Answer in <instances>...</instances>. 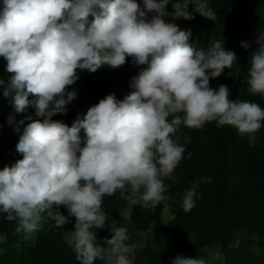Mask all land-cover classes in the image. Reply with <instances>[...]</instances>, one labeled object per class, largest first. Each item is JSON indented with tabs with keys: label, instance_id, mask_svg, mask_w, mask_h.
<instances>
[{
	"label": "clouds",
	"instance_id": "9594fccd",
	"mask_svg": "<svg viewBox=\"0 0 264 264\" xmlns=\"http://www.w3.org/2000/svg\"><path fill=\"white\" fill-rule=\"evenodd\" d=\"M169 4L170 13L165 11ZM189 5L194 13L216 19L208 0H143V6L137 0H2L0 57L11 74L7 83L0 79L3 96L11 97L15 113L31 107L43 118L25 117L32 122L23 127L16 145L23 158L0 170V212L17 222L18 232L40 231L44 214L57 229L75 218L73 229L62 235L79 264H134L137 246L128 244L126 229L108 223L104 197L120 194L128 205L122 213L126 221L133 207L167 201L164 180L186 151L173 138L181 124L195 129L211 122L229 125L255 142L264 108L230 100L228 86L216 90L209 84L233 68L236 54L219 40L194 47L190 29L181 33L164 22L194 19ZM255 43L248 91L264 96V32L256 34ZM128 58L146 67L131 78L132 91L123 99L106 95L86 114H77L70 127L52 119L67 114L66 106L77 99V90L68 86L79 80L78 69H115ZM25 119L9 115L7 123L20 132ZM201 182L211 177L193 181L184 192L185 212L196 207ZM106 225L112 238L101 245L97 230ZM6 240L0 235V243ZM170 264L205 262L177 255Z\"/></svg>",
	"mask_w": 264,
	"mask_h": 264
},
{
	"label": "rangeland",
	"instance_id": "374dc122",
	"mask_svg": "<svg viewBox=\"0 0 264 264\" xmlns=\"http://www.w3.org/2000/svg\"><path fill=\"white\" fill-rule=\"evenodd\" d=\"M231 1L229 21L220 16L210 20L194 13L193 6L189 5L188 11L195 17L187 21L186 27L192 33L191 45L207 48L214 40H229V35L236 37L240 45L264 32L262 14L250 12L251 25L244 29L249 6L241 0ZM137 3L143 6V0ZM165 11L171 12V4ZM93 19L89 16V22ZM164 22L176 27L179 21ZM6 63L0 57V79L7 83L11 74L6 71ZM143 67L146 66L133 65L128 58L125 65L115 69L101 66L94 73L78 69L79 80L68 86L69 90H77V99L66 106L67 114L58 113L52 119L72 125L77 114H86L88 108L106 95L115 93L118 99H123L132 91L131 78ZM121 78L124 83H120ZM242 83L234 66L225 68L219 77L209 81L210 87L216 90L220 85L228 86L230 100L247 101ZM3 90L0 86V170L23 158L16 145L23 127L32 122L25 117L43 120L31 107L25 113H15L9 103L11 97H4ZM9 115H14L17 121L25 119L20 132L7 123ZM255 136V142L250 143L248 137L240 136L233 126H217L216 122H211L195 129L181 124L173 138L178 137L186 151L171 178L164 180L167 201L143 209L133 207L126 221L122 213L128 205L120 194L104 197L102 207L109 217L108 223L126 229L128 244L137 246L134 264H170L177 255L203 259L205 264H264V124ZM203 177H211V182L199 184L196 207L185 212L181 206L184 192L191 188L193 181ZM53 210H57L55 206ZM59 211L68 215L63 206ZM5 215L0 212V235L7 236V240L0 243V264H79L62 235L73 229L75 218L57 229L44 214L43 228L26 233L18 232L17 222L6 220ZM111 238L107 225L97 230V243L102 245Z\"/></svg>",
	"mask_w": 264,
	"mask_h": 264
},
{
	"label": "trees",
	"instance_id": "16d2710c",
	"mask_svg": "<svg viewBox=\"0 0 264 264\" xmlns=\"http://www.w3.org/2000/svg\"><path fill=\"white\" fill-rule=\"evenodd\" d=\"M237 1V0H234ZM249 6V13L247 14V20L244 25L246 29L247 26L251 25V13L250 12H255L262 14L263 17V23H264V0H241ZM210 8L216 13V16H220L219 18H222L224 21H229L230 20V15H231V10L229 9L230 6L233 4L231 0H208ZM220 9L219 11H217ZM187 25L188 22L186 21H179L176 25V28L179 30V32H185L187 31ZM245 32V31H244ZM244 34V33H243ZM245 38V35H243ZM229 40H221V43L223 44V47L226 51H233L236 54V62L234 63V67L236 68L237 72L241 76L243 83H242V88L243 91L245 92L246 95V100L250 102L257 103L261 106V108H264V96H261L259 94L253 95L248 91V84L247 80L249 79V69H250V56L252 51L258 47V45L255 43L256 37L250 39L247 42H250L251 47L248 49H245L241 46V44L236 43V37L228 36ZM246 42V41H245ZM239 47L240 49H238ZM243 49V50H242ZM242 50V51H241ZM244 51V52H243ZM120 83H124V79L121 78ZM69 127V123L65 121ZM264 124V122H262Z\"/></svg>",
	"mask_w": 264,
	"mask_h": 264
}]
</instances>
